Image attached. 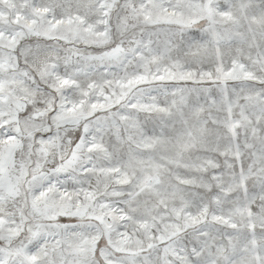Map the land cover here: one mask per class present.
I'll return each mask as SVG.
<instances>
[{"label": "snow or ice", "instance_id": "obj_1", "mask_svg": "<svg viewBox=\"0 0 264 264\" xmlns=\"http://www.w3.org/2000/svg\"><path fill=\"white\" fill-rule=\"evenodd\" d=\"M0 264H264V0H0Z\"/></svg>", "mask_w": 264, "mask_h": 264}]
</instances>
